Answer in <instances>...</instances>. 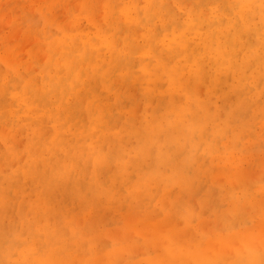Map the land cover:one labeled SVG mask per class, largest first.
Segmentation results:
<instances>
[{
  "label": "rangeland",
  "instance_id": "374dc122",
  "mask_svg": "<svg viewBox=\"0 0 264 264\" xmlns=\"http://www.w3.org/2000/svg\"><path fill=\"white\" fill-rule=\"evenodd\" d=\"M139 1H141L142 4ZM164 1V8L169 9L171 12L175 11V21L173 22V25L170 24L174 30L179 24L186 23L184 24L186 29L182 34V37L187 40L184 41L183 46H188L189 39H193V43L191 41L189 42L190 44L192 43L193 45L197 42L195 46L198 47L200 45L198 48H201L202 50L199 49V53L196 51L194 56L206 60L203 66L205 68V74L207 72L206 75L208 76L209 74V79H206L207 81H205V78L203 79L205 75L203 77L197 75L196 78L192 71V69L196 70V68L183 66L182 64L177 73L174 71L164 72L157 68V61L150 63V66L147 67L148 69H146V71L135 69L130 73L132 76L130 81H128L130 75L123 76L124 78L112 75L110 82L118 88L119 96H117L122 98V101L119 99V102H115L112 105L114 112H119L116 117H119V120L117 119L116 121L117 126L113 129L112 143L104 145L102 149H99L97 147V141L100 136L99 134H96L97 131H95L96 129L94 126V131L92 132V135H94L92 138V142L94 143L92 145L93 150L90 152V156L85 158L80 157L81 153L84 155L81 146L85 144V141L81 140L77 145L73 143L66 150L65 146H62V149L59 152H55V149L52 151L50 149L55 147L54 144L48 145L46 144V141L50 138L51 134L49 132L53 130L52 128L54 125L52 126V124L39 122L37 127L25 117H21V121L24 122L20 121L15 125L14 130L10 131L11 135L14 134L13 138L17 137L16 139H18V136H20V140L18 139L20 147L18 144H14L13 138H9V133L7 134V140L0 137V158L2 157V160L0 159V165L2 166L1 171H3H0V174H2V177L0 175V237L2 238L4 248L2 251L0 249V257L6 254L7 249H5V245H8L11 242V244H15V249L18 250L11 260L14 261L18 258L17 256H21V253L26 251L25 254L29 258L30 264H75L76 260L74 262V258L79 255V252L81 256L77 257L76 264H79V261L83 264H104L103 262L106 258L107 261H109V264H135L137 262L138 264H154L155 262L153 258L158 259V257L160 258V261L157 260L156 264L158 262V264H165L167 262V264H175L176 261L178 264H188L190 261H192L191 264H264V195H262L264 194V83L262 82L264 78V49L257 53H253L254 49H249L248 47L250 37L242 39L246 43H243L245 46L243 47L244 49L239 50L238 47L240 44L237 43L236 52L237 55H240L235 61L231 60L233 66L238 67L231 70L228 69L229 65L225 64V54L221 55L226 49L228 51L231 48V46H229L230 43L227 44L228 40L226 43H223L229 33L231 38H227L232 43V36L238 38V35L242 30L244 33L246 31L256 32L254 27H259L260 25V30L264 28V0H262L260 8L259 4L261 0H224L219 3V7H212V10L213 8L214 10L211 15L215 14L212 15L213 17L211 18L223 22L224 29H227V32H225V34L220 33L221 28L219 27L214 29V32L220 36L217 35V41L214 39L215 42H212L213 45L209 49L208 47L211 43L207 39V34L209 32L208 25H206L205 22L196 25L190 23L193 21V18H195L192 9L195 8L194 1ZM146 2L147 0H124V2L123 0H0V74H3H1L0 77H4L7 74L8 76L13 74L15 76L25 77L27 75L29 76V72L30 74H33V76H38V73L40 72L39 69H42L41 67L45 68L49 64L48 62L51 57V60L55 62L61 59V50H59L60 45L58 41L61 40L63 36L72 35L78 30V28L79 30L77 32L80 30L84 31V33L80 32L84 35L89 34V32L90 34L93 32V34H95L100 30H106L109 26L108 21L110 20V17L115 14L117 16L118 13H121L127 4L134 3V6L141 8ZM167 2L171 3L173 6L172 9L170 8V3L165 7ZM208 2H210V0H206L207 4H209ZM123 4L125 5L123 6ZM233 5H235V7ZM255 6L256 8H254ZM115 8H117L118 11H116ZM253 10H255V13L253 15H248L249 12ZM204 11H207V8H205ZM220 11L223 12L219 13ZM238 12H243V16L240 13L238 14ZM227 15L230 16L228 17ZM79 17L80 20L78 19ZM72 18H74L73 22ZM250 20L252 25L249 22ZM252 20H254V22H252ZM98 21L101 22L99 23ZM236 22L238 24H236ZM160 24V22L157 23V25ZM88 27L91 29H88ZM142 27L143 26L140 27L135 25L134 31L136 34L139 32L137 36L141 35L144 29V27L143 29ZM191 27H193V29ZM160 28L161 26L158 29ZM197 28L199 29L196 30ZM92 29L93 32H91ZM234 30H238L239 32L237 31L238 33H236ZM169 31L170 32L166 34V32H162L161 29L159 33H154L153 39H161L159 46L160 49L165 48V46L169 44L177 45L181 43L180 40H182V37L176 35L171 27ZM176 32L178 33V30H176ZM56 33L59 36H54ZM125 33V31H120L118 35L119 37H124V35H126ZM187 33H189V35ZM195 34H198V36L196 35V37ZM223 35H226V37ZM255 35L256 34L254 33V36ZM200 36L201 38H199ZM221 36L222 40L220 39ZM51 38L53 39L54 44L51 43L53 42ZM220 40L222 42H220ZM259 43H263L264 46V35L262 38L259 36ZM224 46H226V48H224ZM56 50H58V52H56ZM48 53L49 55L47 56ZM59 54L60 56H58ZM204 54H208L205 56L206 58L204 57ZM256 57L258 58L256 59ZM244 63L248 65L245 68H243ZM30 70L33 73H31ZM170 76L175 77L172 78ZM207 76L205 77L207 78ZM139 77L142 78L141 82L144 83L138 81ZM115 78L118 82L117 80H114ZM189 80L191 81V84H188V82H190ZM187 84L188 86H186ZM134 85L136 89H134ZM189 85L193 86V89L190 88ZM199 85H203L205 88V90H201V92L203 91L201 97L198 94L200 89H202ZM197 88L198 91H196ZM111 93V97H115L113 91ZM152 93L155 97L157 94V97H153ZM261 93H263V96ZM145 95L147 96L145 97ZM251 95L253 97H251ZM132 97L136 98V102L134 101L135 103L133 102ZM159 97L162 98L161 101L159 100ZM147 98H149L150 101H148L149 99ZM157 98L159 99L157 100ZM127 99L129 100L126 101ZM165 99L166 103L164 101ZM182 99L183 101H181ZM233 99L236 101L232 102ZM175 100L178 101L176 105ZM83 101V104L90 103L88 99ZM137 102H140V105ZM144 103L146 104L144 105ZM122 104L126 106L123 107ZM143 105L146 107L144 108ZM226 105L228 108H224ZM128 107L129 109H127ZM143 108L145 113L143 112ZM116 109L118 111H116ZM139 112H141V119L138 117ZM245 112L248 113L246 114ZM138 119L140 123L136 122ZM86 122L87 121H84L83 123ZM127 123L130 126H128ZM142 123H144L143 126H141ZM218 123H220V125ZM260 123H262V126H260ZM19 124L23 126L20 127ZM123 124L130 132H136L135 130L137 129V132L140 134H131L134 138L128 141L127 138L131 135L128 133L129 136L126 135L125 133L127 131H124L125 135L122 133L121 126ZM78 126H80V124ZM131 127L132 130H130ZM133 128L135 130H133ZM46 129H50L48 130L49 132H47ZM141 130L142 132H140ZM45 131L47 133L46 135H44ZM111 131L112 130L109 132ZM126 136L128 137L126 138ZM109 138L111 142V137L109 136ZM123 139H127V142L131 144H126L127 146L124 145ZM138 140L142 141L147 147L144 153L138 158L137 164L135 158L138 152ZM21 142L24 143H22L24 147L21 146ZM36 142L38 145L34 146ZM221 142L225 145L223 146ZM73 146H75V149L72 151L71 149ZM200 146L201 148H199ZM38 148L39 151L41 149L42 151L39 152L40 154H37L38 152L34 154ZM119 150L122 151V155L120 156ZM68 151H71V155L67 156V153H69ZM106 151L110 153L108 154ZM73 152L75 153L72 154ZM103 152L105 155H108L105 156L108 160H106L105 157H101L105 159V161L102 159L105 163H109H104L105 166L101 158H99V156L104 154ZM92 153H94V155ZM151 153L154 157L152 163ZM112 154L116 156V160L110 159V157L112 158L114 156ZM23 155L25 157H23ZM21 156L22 158H20ZM69 156H73V158H69ZM123 156H125L124 161ZM60 157H62L60 159L61 162L56 168V160ZM206 158L208 159L205 160ZM220 158L222 159L221 161ZM13 159L14 161L19 162L14 163ZM95 159H100L102 163L100 162V165H98V161L95 162ZM79 161H81L80 164H78ZM88 161L91 163V166ZM87 162L89 163L88 167L90 169L87 167ZM206 162L208 165L204 164ZM256 163L257 166L255 167ZM52 164L55 168L52 167ZM101 164H103V166ZM149 164L153 165L149 168ZM108 165H110L109 167L114 168L110 171H105V168H107ZM100 166H102V170L100 169ZM224 166L228 167V171L231 169L228 172L230 174L225 173L227 168ZM23 167L25 168L23 170H26L28 174L24 175V171L22 172L20 170ZM219 167L223 169H220L217 172ZM3 168L9 170L6 172ZM207 168L211 170L213 169L210 175L208 174L209 169L207 170ZM204 169L207 170V173ZM75 170H77V172H75ZM103 171H105V177L100 176L103 174ZM131 171H133V174ZM233 171H236L237 173L239 172L238 175L240 180L238 179V182L232 183V177H234L235 180L237 179L236 177H238V175H236L237 173L234 174ZM108 172L110 173L108 174ZM18 173L22 174V176L24 175V177L21 176V180L19 179L20 175H17ZM76 173L77 175L74 176ZM214 173H217L215 176L217 178L213 177ZM132 175L133 178L130 179ZM217 175L220 177L224 176L225 179H222V181L215 180L220 178ZM208 176H210V178L207 182L206 180ZM28 177H30V181L28 180ZM85 177L87 179H85ZM111 177L113 178L112 180H110ZM228 178L230 181H227ZM100 179L104 181L106 179V183L104 181L101 183ZM241 180L242 183L240 185ZM16 181L19 183H16ZM220 182L223 183V186L220 185ZM11 183L13 185L16 184V189ZM116 183L117 187L115 186ZM104 184L106 185L104 186ZM237 184L239 185L236 188ZM11 186L17 191L16 194L12 191L13 187ZM259 187L263 189L261 190ZM85 188L86 190H84ZM199 190L201 191L200 193L198 192ZM66 192L68 193L66 194ZM196 192H198V194ZM166 193L167 195H165ZM214 193L216 195H214ZM67 195L68 197H66ZM179 195L181 196L179 197ZM174 197L180 198V200L176 199L178 203L174 200ZM65 198L66 202L64 203ZM171 198H173L174 202ZM36 199H40L41 201ZM201 200L203 201L201 202ZM257 200L259 205L256 204ZM39 202H44L43 204L40 203L41 207L43 205L42 209H40ZM253 202L255 205H252ZM32 203L35 204L32 205ZM230 203L234 204L233 208L236 214L232 211L233 208H230L232 206ZM13 206L15 209H13ZM33 206H36V209H38V207L40 208L38 210L35 209L34 212V210L32 211ZM253 207L257 208L254 209ZM238 209L239 211L242 209L240 214ZM7 210L9 211L8 214ZM13 210L14 213L12 212ZM36 211H39L40 213H37ZM10 213H13L12 217L10 216ZM35 213L43 218V222L40 220L42 218L39 219V222H42V225L38 223L39 217L37 218ZM224 213L225 215H228V217L225 216ZM79 214L81 216H79ZM104 214H108L109 216ZM130 214L134 215L130 216ZM237 214L239 215L237 216ZM139 215L142 217L141 219H137L138 217L140 218ZM105 216H108V219ZM134 216H137L135 218V220L137 219L136 221L131 219L132 217L134 218ZM30 217L33 218L31 219ZM78 217H80V219H78ZM104 217L107 220L102 221V218L104 219ZM49 218L52 221L48 220ZM227 218L229 220H227ZM81 219L83 222L80 221L82 225H79L81 223H78V221ZM91 219H94V224L92 223L93 225L91 224ZM24 222H26L25 225ZM35 222L37 224H34V226L32 223ZM101 223L102 225L100 226L99 224ZM3 224H5L4 227L7 228L4 229ZM24 226L25 229H23ZM92 226L97 230L95 231L94 228L92 229ZM30 227L33 229H29ZM37 228L42 230H38ZM82 228H85V230L88 229V231L86 230L87 234L83 229V236L81 235ZM250 228H254V230H251L252 232L254 231L253 233L251 231L248 233ZM32 230H35V233L33 232L34 234L32 233ZM65 230L68 234H65ZM115 231H118V233L116 232L117 235L120 233L121 236L118 235L115 238ZM90 232L92 234H90ZM23 233H25L24 236L21 235ZM53 233L55 234L53 235ZM244 235H246L245 238L242 237V240L244 241L241 242L240 236ZM250 235L253 239H260L258 240L260 243H254L253 241L255 239L252 241V238L250 239L247 237ZM20 236L24 237L23 240L22 237L18 240ZM220 236L228 238V240L231 241L229 242L227 239H225L226 242L225 240H220L222 238ZM122 238H124L125 241ZM249 239L251 240L250 242H252L251 245L248 242ZM159 241H161V243L157 244ZM209 242L212 245H215L214 249L218 251H214ZM185 243H187L186 246ZM229 243H231V245H229ZM257 243L259 244V247ZM208 244H210L211 247H208ZM83 245L84 248L81 247ZM104 245L107 246L105 247L106 249L99 252L98 249H104V247H102ZM260 245H262L263 248H260ZM159 246H163V248H159ZM187 246L188 249L186 250ZM204 246H206L205 248L208 247L207 250L212 251V254L214 255H211V252L209 253ZM157 248L159 250H157ZM258 248L260 249L258 250ZM163 250L165 252H163ZM181 250L186 252H181ZM194 250H197V252ZM204 250L207 252H203ZM97 251L99 254L96 253ZM116 251L118 252L117 254ZM174 251L176 253H174ZM245 251L246 253H243ZM144 252L145 255H141V253ZM86 254L88 255V259L86 258ZM183 254H185V256H183ZM171 255H174V258L170 257ZM212 256L214 257L212 258ZM63 257L65 258L64 260ZM60 260H63V262L61 261L60 263ZM139 261H146L147 263H139ZM185 261L189 262L186 263Z\"/></svg>",
  "mask_w": 264,
  "mask_h": 264
},
{
  "label": "bare ground",
  "instance_id": "6f19581e",
  "mask_svg": "<svg viewBox=\"0 0 264 264\" xmlns=\"http://www.w3.org/2000/svg\"><path fill=\"white\" fill-rule=\"evenodd\" d=\"M118 1H120V0H118ZM122 1V0H121ZM126 1V0H125ZM134 1V0H133ZM143 1V0H142ZM163 1L164 0H150V1H148L147 0V2L145 3V5L143 6V7H141V8H138V7H136V6H134L133 4L135 3H133V4H127L126 5V7L121 11V13H118L117 14V16H118V18H117V16H116V14L115 15H112L111 17H110V20L108 21V23H109V26H108V28H106V30H100V31H98V32H96L95 34H93L94 32H93V29H92V31L91 32H93L92 34H90V32H89V30H88V32H89V34H81L80 32H82V33H84V31H79V32H77L78 30H79V28H78V30L76 31V32H74L72 35H65V36H63L62 38H61V40H59L58 41V43H59V45H60V49L59 50H61V59L59 60V61H52L51 59H52V57L50 58V61L48 62L49 64L44 68V67H41L42 69H39L40 70V72L38 73V76H33V74H30V72H29V76L27 75V76H25V77H20V76H15V75H13V74H10L9 76H8V74L7 75H5L4 77L2 76V77H0V137H2L3 139H6V138H8L7 137V134L9 133L10 134V131H12V130H14V127H15V125L16 124H18L21 120H22V118L23 117H25L27 120H29V121H31L33 124H34V126H37L38 127V125H39V122H42V123H47V124H52V126L54 125V127L52 128L53 130H54V133H53V130H51L50 132L48 131V130H50V129H46L47 130V132H49L51 135H50V138L46 141V144H48V145H52V144H54V148H51L50 150H54L55 149V152H59L61 149H62V146H65V150L68 148V147H70L73 143H75L76 145L78 144V143H80V141L81 140H83V141H85V144L83 145V146H81V148L83 149V154L85 155H82V153H81V155H80V157H82V158H85V157H88V156H90V152L93 150V142H92V138H93V136L94 135H92L93 133V131H94V126H95V131H97V133L96 134H99V136H100V138H98V141H97V144H98V148L99 149H102L103 148V146L104 145H107V144H109V143H112V137H113V129L115 128V126H117L116 125V121H117V119L119 120V117L118 118H116L117 116H118V113L119 112H114V110H113V107H112V105H113V103H115V102H119V99H120V101H122V98H119L118 96V94H119V92H118V88H116L111 82H110V79H111V76L113 75V76H115V77H123V76H128V75H130V73H132L135 69H142V70H140V71H146V69H148L147 67L148 66H150L149 64L150 63H152V62H154V61H157L156 62V65H157V68L159 69V70H162V71H164V72H172V71H174L175 73H177L178 71H179V69H180V66H181V64L183 65V66H190L191 68H196V70H193L192 69V71H193V75L197 78V75L198 76H200L201 75V77H203L204 75L205 76H207L206 74L208 73H206L205 74V68H204V62L206 61V60H204V58H201V57H198V56H194L195 55V53H196V51L198 52V51H200L199 49H201V48H198V47H196L195 46V44L197 43V42H195L193 45H192V43H193V39L192 40H190L189 39V41H188V46H183V44H184V41L185 40H187V39H184V37H182V34L185 32V29H186V27L184 26V24H186V23H181V24H179L177 27H175V30H174V28L171 26V25H173V22L175 21V16H174V13H175V11H173V12H171L169 9H166V8H164V4H163ZM173 1H175V0H173ZM183 1V0H182ZM192 1H194V3H195V8H192L193 9V15H194V17L196 18H193V21H191L190 23L192 24V25H196V24H202V23H206V25H208V27H209V32H208V34H207V39L209 40V42L211 43V45L208 47V49L213 45L212 44V42L214 41L215 42V40L214 39H216V41H217V33L216 32H214V29H216V28H221V31H220V33H224L225 34V32H227V29H224L225 27L223 26V22H220V21H218V20H214V19H212L211 17H213L212 15H214V14H212L211 15V13H213L212 11L214 10V8H213V10H212V7H219V3L221 2V1H224V0H210V2H208L209 4H207L206 3V0H192ZM229 1V0H228ZM239 1V0H238ZM237 1V2H238ZM258 1V0H257ZM256 1V2H257ZM123 2H124V0H123ZM128 2V1H127ZM140 3H141V1H139ZM138 2V3H139ZM165 2V1H164ZM231 2V1H230ZM234 2V1H233ZM236 2V3H237ZM130 3V2H129ZM170 2H167V4L165 5V7H167L168 6V4H169ZM239 3V2H238ZM261 3H262V0L260 1V4H259V8L261 7ZM142 4V3H141ZM226 4H228V3H226ZM252 4H254V3H252ZM251 4V5H252ZM125 4H123V6H124ZM169 5H171V3L169 4ZM221 5V4H220ZM236 5V4H235ZM235 5H233L234 7H235ZM105 6V5H104ZM118 6V5H117ZM121 7V6H120ZM172 5H171V9H172ZM224 7H225V5H224ZM205 8H207V11H204L205 10ZM254 8H256V6L254 7ZM105 9H107V8H105ZM116 9V11H118L117 10V8H115ZM122 9V8H121ZM182 9V8H181ZM218 9V8H217ZM229 9H231V8H229ZM235 9V8H234ZM240 9V8H239ZM238 9V10H239ZM191 10V9H190ZM225 10V9H224ZM115 11V12H116ZM240 11V10H239ZM263 11H264V9H263ZM216 12V11H215ZM223 11H220L219 13H222ZM236 12V11H235ZM244 12V11H243ZM242 12V13H243ZM89 13V12H88ZM216 13H218V12H216ZM227 13V12H226ZM233 13V12H232ZM240 12H238V14H239ZM242 13H240V14H242ZM255 13V10H253V11H251V12H249V14L248 15H253ZM185 14V13H184ZM183 14V15H184ZM229 14V13H228ZM237 14V15H238ZM247 14V13H246ZM182 15V16H183ZM188 15V14H187ZM217 15V14H216ZM215 15V16H216ZM221 15V14H220ZM245 15V14H244ZM257 15V14H256ZM210 16V17H209ZM228 16V15H227ZM230 16V15H229ZM228 16V17H229ZM242 16H243V14H242ZM261 17V16H260ZM103 18V17H102ZM233 18V17H232ZM244 18V17H243ZM73 19L74 18H72V22H73ZM79 20H80V17L78 18ZM217 19V18H216ZM222 19V18H221ZM235 19V18H234ZM248 19H249V17H248ZM255 19V18H254ZM257 19V18H256ZM189 20V19H188ZM102 21V20H101ZM100 21V22H101ZM185 21V20H184ZM225 21V20H224ZM246 21V20H245ZM77 22V21H76ZM99 22V21H98ZM99 22V23H100ZM158 22H160L161 24L160 25H157V23ZM188 22V21H187ZM196 22V23H195ZM232 22V21H231ZM250 22V24L252 25V23H251V20L249 21ZM252 22H254V20H252ZM80 23V22H79ZM83 23V22H82ZM102 23H104V22H102ZM228 23V22H227ZM171 24V25H170ZM188 24V23H187ZM191 24H189V25H191ZM234 24V23H233ZM236 24H238L237 22H236ZM77 25V24H76ZM135 25H138V26H143L144 27V29H143V27H142V29H143V31H142V33H141V35H138L137 36V34H139V32L136 34V32L134 31V28H135ZM168 25V26H167ZM191 25V26H192ZM242 25V24H241ZM260 25V24H259ZM84 26V25H83ZM89 26V25H88ZM161 26V28L160 29H158L159 27ZM176 26V25H175ZM188 26V25H187ZM204 26V25H203ZM202 26V27H203ZM258 26V25H257ZM261 26V25H260ZM260 26L259 27H254V29H256V32H254V31H246L245 33H244V31L242 30L240 33H239V35H238V38H236L235 36H232V43L230 42V40L227 38V37H229V38H231L230 37V33H229V35L226 37V35H223V36H225L226 37V39H225V37H224V42L223 43H226V41H227V44L228 43H230V45L229 46H231V48H230V50H228L227 51V49L225 50V52H223L221 55H223V54H225V60H226V62H225V64H228L229 66H228V69L229 70H231V69H236L237 67H235V66H233V64H232V61L231 60H233V61H235L236 59H237V57L240 55V54H238L237 55V52H236V47H237V43L238 44H240L239 45V50H241V49H244L243 47H245L244 46V44L243 43H245L242 39H245V38H247V37H250V42L248 43V47H249V49H254L253 50V53H257L258 51H260V50H262V49H264V46H263V43H259V36L262 38V36L264 35V28L263 29H261L260 30ZM105 27V26H104ZM170 27H171V29H172V31H174L175 33H176V35H178V36H181L182 37V40H180V44H177V45H172V44H169V45H167V46H165V48H163V49H160V40H155V39H153V36H154V33H159L160 31H161V29H162V32L163 31H165L166 32V34H168L170 31H169V29H170ZM206 27V26H205ZM139 28V27H138ZM192 29H193V27H191ZM200 28H201V26H200ZM233 28V27H232ZM258 28H259V30H258ZM87 29V28H86ZM88 29H91L90 27H88ZM140 29V28H139ZM138 29V30H139ZM141 29V30H142ZM199 28H197L196 30H198ZM206 29V28H205ZM234 29V28H233ZM242 29V28H241ZM251 29H253V28H251ZM96 30V29H95ZM176 30H178V33L176 32ZM202 30H204V29H202ZM239 30H240V27H239ZM62 31V30H61ZM97 31V30H96ZM120 31H125L126 33V35H124V37H119V32ZM194 31V30H193ZM206 31H208V30H206ZM236 33H238L236 30H234ZM42 32V31H41ZM40 32V33H41ZM86 32V31H85ZM141 32V31H140ZM230 32V31H229ZM232 32V31H231ZM250 32V33H249ZM43 33V32H42ZM47 33V32H46ZM45 33V34H46ZM50 33V32H49ZM63 33H64V31H63ZM254 33L256 34L255 36H254ZM188 35H189V33H187ZM203 34V33H202ZM55 35H58L57 33L56 34H54V36ZM190 35H192V34H190ZM198 36V34H195V36ZM42 36V35H41ZM45 36V35H44ZM59 36V35H58ZM61 36H62V34H61ZM121 36V35H120ZM171 36V35H170ZM196 36V37H197ZM203 36V35H202ZM218 36H220V35H218ZM51 37V36H50ZM49 37V38H50ZM190 37V36H189ZM57 38V37H56ZM55 38V39H56ZM60 38V37H59ZM157 38V37H156ZM178 38V37H177ZM186 38H188V37H186ZM191 38V37H190ZM199 38H201V36L199 37ZM198 38V39H199ZM222 38V36L220 37V39ZM252 38V39H251ZM46 39H47V37H46ZM54 39V40H55ZM198 39H195V40H198ZM49 40V39H48ZM51 40L53 41V39L51 38ZM57 40V39H56ZM55 40V41H56ZM164 40V39H163ZM162 40V41H163ZM177 40V39H176ZM201 40V39H200ZM222 40V39H221ZM220 40V42H222ZM192 41V43L190 44L189 42H191ZM203 41V40H202ZM242 41V42H241ZM45 42V41H44ZM47 42H49V41H47ZM241 42V43H240ZM248 42V41H247ZM46 43V42H45ZM52 44H54V41L53 42H51ZM50 43V44H51ZM201 43V42H200ZM203 43V42H202ZM219 44H221V43H219ZM246 44V43H245ZM48 45H49V43H48ZM198 45V44H197ZM224 45V44H223ZM227 46V45H226ZM226 46H224V48H226ZM222 48V47H221ZM223 48V49H224ZM54 49V48H53ZM206 49V48H205ZM202 50V49H201ZM53 51V50H52ZM55 51V50H54ZM56 52H58V50H56ZM56 52H55V54H56ZM199 53V52H198ZM239 53V52H238ZM49 55V53L47 54V56ZM52 55V54H51ZM206 55H208V54H204V57L206 56ZM58 56H60V54L58 55ZM200 56V55H199ZM55 57V56H54ZM57 58V57H56ZM206 58V57H205ZM258 57H256V59H257ZM54 60V59H53ZM211 60V59H210ZM259 60V59H258ZM219 62V61H218ZM210 63H211V61H210ZM210 63H208V64H210ZM260 65V64H259ZM155 66V65H154ZM248 65L246 64V63H244V65H243V68H245V67H247ZM213 67V66H212ZM152 68H153V66H152ZM207 68H208V65H207ZM258 68V67H257ZM20 69V68H19ZM184 69V68H183ZM151 70H153V69H151ZM21 71H23V70H21ZM31 71V70H30ZM183 71H185V70H183ZM207 71V70H206ZM0 72H1V69H0ZM2 72H3V69H2ZM14 72V71H13ZM186 72V71H185ZM247 72V71H246ZM15 73V72H14ZM26 73V72H25ZM31 73H33L32 71H31ZM2 74V73H1ZM0 74V75H1ZM140 74V73H139ZM186 74V73H185ZM254 74V73H253ZM3 75V74H2ZM20 75H22V74H20ZM136 75V74H135ZM141 75V74H140ZM171 75V74H170ZM138 76V75H137ZM142 76V75H141ZM176 76V75H175ZM175 76H170V77H175ZM187 76V75H186ZM190 76V75H189ZM188 76V77H189ZM203 77V79L205 80V81H207L206 79H209V74H208V76H207V78L206 77ZM229 77V76H228ZM247 77V76H246ZM124 78V77H123ZM135 78V77H134ZM146 78H147V74H146ZM184 78V77H183ZM132 79V76L130 75V77H129V79H128V81H130ZM162 79H163V76H162ZM167 79V78H166ZM165 79V80H166ZM221 79V78H220ZM114 80H117L116 78L114 79ZM114 80H113V82H114ZM141 80H142V78H140L139 77V79H138V81L139 82H141ZM181 80V79H180ZM260 80H262V79H260ZM259 80V81H260ZM134 81V80H133ZM190 81V80H189ZM203 81V80H202ZM205 81H203V82H205ZM117 82H118V80H117ZM117 82H116V84H117ZM162 82V81H161ZM160 82V83H161ZM263 83H264V78H263V81H262ZM134 83V82H133ZM141 83H144V82H141ZM146 83V82H145ZM163 83V82H162ZM165 83H166V81H165ZM191 84V81L190 82H188V84ZM207 83V82H206ZM205 83V84H206ZM253 83V82H252ZM188 84L186 85V86H188ZM152 85V84H151ZM160 85V84H159ZM164 85V84H163ZM162 85V86H163ZM203 85H204V83H203ZM203 85L202 86H200L202 89H200L199 88V86H198V88L200 89V91H199V93L198 92H196V93H198L199 95H200V97H201V95H202V92H201V90H205V88L203 87ZM141 86V85H140ZM150 86V85H149ZM165 86V85H164ZM259 86V85H258ZM134 87H135V85H134ZM133 87V88H134ZM189 87L190 88H192L193 89V86H190L189 85ZM142 88V87H141ZM159 88V87H158ZM162 88V87H161ZM168 88V87H167ZM189 88V89H190ZM198 88H197V90L196 91H198ZM222 88V87H221ZM221 88H219V89H221ZM120 89H122V88H120ZM134 89H136V87L134 88ZM145 89V88H144ZM143 89V90H144ZM183 89V88H182ZM146 90V89H145ZM188 90V89H187ZM186 90V91H187ZM191 90V89H190ZM113 91V95L115 96V97H111V95H112V92ZM184 91V90H183ZM219 91V90H218ZM157 92V91H156ZM166 92V91H165ZM201 92V93H200ZM252 92V91H251ZM139 93H141V92H139ZM160 93V92H159ZM188 93V92H187ZM134 94V93H133ZM147 94V93H146ZM262 94V96H263V93H261ZM118 95V96H117ZM150 95V94H149ZM152 95H153V93H152ZM147 95H145V97H146ZM159 96V95H158ZM177 96V95H176ZM250 96V95H249ZM262 96H261V98H262ZM153 97H155L154 95H153ZM156 97H157V94H156ZM155 97V98H156ZM181 97V96H180ZM234 97V96H233ZM251 97H253L252 95H251ZM133 98V97H132ZM150 98V97H149ZM149 98H147V99H149ZM152 98V97H151ZM160 98V99H159ZM159 98H157V100L159 99L160 101L162 100V98L161 97H159ZM166 98V97H165ZM179 98V97H178ZM250 98V97H249ZM85 99H88L89 100V104H83V100H85ZM136 98L134 97L133 98V102L135 101L136 102V100H135ZM176 99V98H175ZM226 99V98H225ZM224 99V100H225ZM129 99H127L126 101H128ZM177 100V99H176ZM175 100V105H176V103L178 102V101H176ZM180 100V99H179ZM111 101V102H110ZM147 101V100H146ZM148 101H150V99L148 100ZM165 101V103H166V99L164 100ZM181 101H183V99L181 100ZM230 101V100H229ZM234 101H236V100H234L233 99V101L232 102H234ZM109 102H110V104H109ZM134 102V103H135ZM153 102V101H152ZM219 102V101H218ZM231 102V103H232ZM240 102V101H239ZM126 103V102H125ZM133 103V104H134ZM138 104L140 103V102H137ZM220 103V102H219ZM146 103H144V105H145ZM150 104V103H149ZM228 104V103H227ZM233 104V103H232ZM130 105V104H129ZM135 105V104H134ZM140 105V104H139ZM143 105V106H144ZM151 105V104H150ZM163 105V104H162ZM253 105V104H252ZM122 106L123 107H125L123 104H122ZM158 106V105H157ZM159 106H161V105H159ZM220 106H221V104H220ZM117 107V106H116ZM133 107V106H132ZM146 106H144V108H145ZM227 107V105L224 107V108H226ZM232 107H233V105H232ZM251 107V106H250ZM250 107H249V109H250ZM139 108V107H138ZM137 108V109H138ZM144 108H143V112L145 111L144 110ZM158 108V107H157ZM160 108H162V107H160ZM163 108H164V106H163ZM182 108V107H181ZM228 108V107H227ZM127 109H129V107L127 108ZM130 109H132V108H130ZM141 109V108H140ZM149 109H150V107H149ZM149 109H147V110H149ZM210 109H212V108H210ZM122 110V109H121ZM126 110V109H125ZM160 110V109H159ZM161 110H163V109H161ZM169 110V109H168ZM167 110V111H168ZM182 110V109H181ZM227 110V109H226ZM116 111H118L117 109H116ZM157 111V110H156ZM125 112V111H124ZM138 112V111H137ZM137 112H136V114H137ZM148 112V111H147ZM158 112V111H157ZM166 112V111H165ZM249 112V111H248ZM247 112V113H248ZM140 113L141 112H139V114H138V117L140 118L141 116H140ZM145 113V112H144ZM179 113V112H178ZM246 113V112H245ZM246 113V114H247ZM131 114V113H130ZM135 114V115H136ZM128 115H129V113H128ZM142 115V114H141ZM130 116V115H129ZM143 116V115H142ZM22 117V118H21ZM137 117V118H138ZM121 118H122V116H121ZM135 118V117H134ZM163 118H164V116H163ZM162 118V119H163ZM141 119V118H140ZM137 120V119H136ZM142 120H143V118H142ZM141 120V121H142ZM153 120V119H152ZM257 120V119H256ZM84 121H87L86 123H83ZM151 121V120H150ZM154 121V120H153ZM21 122H24V121H21ZM129 122V121H128ZM131 122V121H130ZM136 122H139V119H138V121H136ZM143 122V121H142ZM260 122V121H259ZM27 123V122H26ZM134 123V122H133ZM140 123V122H139ZM145 123V122H144ZM144 123H142L141 124V126H143V124ZM152 123H154V122H152ZM28 124V123H27ZM26 124V125H27ZM80 124V126H78ZM125 124V123H124ZM122 125L121 126V129H122V133L124 134V131H127L125 134L126 135H133V134H137L138 135V133L139 132H137V129L135 130L134 128H133V130H135L136 132H130L129 131V129H127V127L125 126V125ZM219 125H220V123H218ZM20 125V124H19ZM32 125V124H31ZM127 125H128V123H127ZM135 125H136V123H135ZM134 125V126H135ZM139 125V124H138ZM23 125H20V127H22ZM41 126V125H40ZM44 126V125H43ZM128 126H130V125H128ZM260 126H262V123H260ZM47 127V126H46ZM252 127V126H251ZM43 128V127H42ZM130 128V127H129ZM137 128V127H136ZM16 129H18V128H16ZM116 129H118V128H116ZM7 130H9V131H7ZM26 130H28V129H26ZM110 130H112L111 132H109ZM119 130V129H118ZM130 130H132V127H131V129ZM139 130V129H138ZM235 130V129H234ZM263 130V129H262ZM7 133H6V132ZM20 131H21V129H20ZM29 131V130H28ZM121 131V130H120ZM16 132V131H15ZM140 132H142V130L140 131ZM229 132V131H228ZM251 132V131H250ZM14 133V132H13ZM12 133V134H13ZM20 133V132H19ZM23 133H24V131H23ZM45 134L44 135H46L47 133H46V131L44 132ZM48 133V134H49ZM128 133V134H127ZM17 134V133H16ZM25 134V133H24ZM95 134V135H96ZM124 134V135H125ZM140 134V133H139ZM142 134H144V133H142ZM3 135H5V136H3ZM14 135V134H13ZM13 135H11L10 134V136H9V138L10 139H12L14 136ZM43 135V136H44ZM123 135V136H124ZM128 135V136H129ZM130 136L129 138H127L128 136H126V138L128 139V141H130L132 138H134V136ZM228 135V134H227ZM16 136H18V135H16ZM24 136V135H23ZM42 136V137H43ZM68 136V137H67ZM98 136V137H99ZM109 136L111 137V142H110V138H109ZM156 136V135H155ZM20 136H18V139L20 140V138H19ZM22 137V136H21ZM161 137V136H160ZM243 137H245V136H243ZM17 138V137H16ZM16 138H13L14 140H13V142H14V144H18L19 143V140L18 139H16ZM137 138H138V136H137ZM10 139H9V143H10ZM21 139H23V138H21ZM34 139V138H33ZM45 139V138H44ZM127 139L126 140H124V145H126V144H131V143H129V142H127ZM158 139V138H157ZM7 140V139H6ZM18 140V141H17ZM17 141V142H16ZM22 141H24V140H22ZM139 141V143H138V152H137V154H136V161H137V164H138V158L144 153V151L146 150V147L147 146H145L143 143H142V141H140V140H138ZM219 141V140H218ZM121 142H122V140H121ZM127 142V143H126ZM4 143V142H3ZM23 142H21V146H23L24 147V143L22 144ZM123 143V142H122ZM134 143V142H133ZM222 143V142H221ZM225 143V142H224ZM13 144V143H12ZM20 144V143H19ZM18 144V146L20 147V145ZM155 144V143H154ZM223 144V143H222ZM1 145V144H0ZM5 145V144H4ZM35 145H38L37 144V142L34 144V146ZM162 145V144H161ZM225 144H223V146H224ZM227 145H228V143H227ZM39 146H41V145H39ZM127 146V145H126ZM1 147V146H0ZM16 147H17V145H16ZM16 147H14V148H16ZM32 147V146H31ZM52 147V146H51ZM106 147V146H105ZM152 148H153V146H152ZM185 148V147H184ZM199 148H201V146L199 147ZM262 148V147H261ZM2 149V148H1ZM21 149V148H20ZM31 149H33V148H31ZM75 149V146H73L72 147V151ZM163 149V148H162ZM219 149V148H218ZM17 150V149H16ZM30 150V149H29ZM35 150V149H34ZM33 150V151H34ZM37 151H35L34 152V154H36V152H38L37 154H40L39 152L40 151H42V149L39 151V148L38 149H36ZM50 150H49V152H50ZM64 150V151H65ZM96 150V149H95ZM114 150V149H113ZM113 150H111V151H113ZM199 150V149H198ZM197 150V151H198ZM109 151V150H108ZM19 152V151H18ZM45 152V151H44ZM43 152V153H44ZM48 152V153H49ZM69 152V151H68ZM71 152V151H70ZM67 153V156L68 155H71V153ZM98 152H99V150H98ZM107 152V151H106ZM121 150H119V156L120 155H122L121 154ZM131 152V151H130ZM153 152V151H152ZM220 152V151H219ZM23 153H24V151H23ZM30 153V152H29ZM33 153V152H32ZM42 153V154H43ZM54 153V152H53ZM52 153V154H53ZM75 152H73L72 154H74ZM104 153V152H103ZM108 153V152H107ZM106 153V154H107ZM110 153V152H109ZM108 153V154H109ZM238 153V152H237ZM25 154V153H24ZM47 154V153H46ZM61 154V153H60ZM60 154H58V155H60ZM93 155H94V153H92ZM221 154H222V152H221ZM233 154V153H232ZM19 155V154H18ZM17 155V156H18ZM48 155V154H47ZM56 155H57V153H56ZM112 155H114V154H112ZM151 155H152V153H151ZM99 156V155H98ZM105 156H108V155H105V153L104 154H102V156H99V158H101V157H105ZM179 156V155H178ZM199 156H201V155H199ZM23 157H25L24 155H23ZM124 157V159H123V161L125 160V156H123ZM152 158H151V163L153 162V159H154V157H153V155L151 156ZM2 158V157H1ZM0 158V159H1ZM20 158H22V156L20 157ZM20 158H19V160H20ZM51 158V157H50ZM54 158V157H53ZM62 157H60V158H57V160H56V168L58 167V165L60 164V162H61V159ZM69 158H73V156H69ZM96 158V157H95ZM98 158V157H97ZM236 158V157H235ZM9 159V158H8ZM104 160L105 161V159L106 160H108L106 157H105V159L104 158H101V160ZM110 159H114V160H116V156L114 155L112 158L110 157ZM134 159V160H135ZM197 159V158H196ZM199 159H200V157H199ZM208 158H206L205 160H207ZM215 159V158H214ZM2 160V159H1ZM23 160V159H22ZM22 160H21V162H22ZM47 160H49V159H47ZM50 160H52V159H50ZM89 160V159H88ZM100 159H95V162H97V164L98 165H100V162H101V160L99 161ZM102 160V162H103V164L105 163L104 161ZM113 160V161H114ZM222 159L220 158V161H221ZM74 161V160H73ZM90 161V160H89ZM88 161V162H89ZM94 161V160H93ZM9 162V161H8ZM12 162V161H11ZM13 162L15 163V162H19V161H14V159H13ZM12 162V163H13ZM28 162V161H27ZM78 162V161H77ZM80 162L81 161H79V163L78 164H80ZM87 162V167H88V165H89V163L91 162H89L88 163ZM101 162V163H102ZM188 162V161H187ZM107 163V162H106ZM105 163V164H106ZM133 163H134V161H133ZM219 163H221V162H219ZM253 163H254V161H253ZM7 164H9V163H7ZM17 164V163H16ZM15 164V165H16ZM19 164V163H18ZM75 164V163H74ZM73 164V165H74ZM103 164H101L102 166H103ZM105 164H104V166H105ZM107 164H109V163H107ZM204 164H207V162L206 163H204ZM260 164H261V162H260ZM97 165V166H98ZM148 165V164H147ZM153 164H149V168H150V166H152ZM174 165V164H173ZM208 165V164H207ZM207 165H206V167H207ZM251 165H253V164H251ZM6 166V165H5ZM10 166V165H9ZM8 166V167H9ZM12 166V165H11ZM37 166H38V164H37ZM36 166V167H37ZM40 166V165H39ZM75 166V165H74ZM90 166H91V163H90ZM102 166H100V169H101V167ZM110 165H108V170H107V168H105V171H110V170H112L114 167H109ZM144 166V165H143ZM257 166V163H256V165H255V167ZM2 166L0 165V171L2 170V168H1ZM27 167V166H26ZM52 167H54V165L52 164ZM54 167V168H55ZM205 167V166H204ZM205 167V168H206ZM209 167V166H208ZM224 167H226V166H224ZM6 168H7V166H6ZM6 168H3V170H5ZM11 168H13V167H11ZM89 168V167H88ZM87 168V169H88ZM98 168V167H97ZM145 168V167H144ZM144 168H142V169H144ZM182 168V167H181ZM209 168H211V167H209ZM209 168H207V170L209 169ZM214 168V167H213ZM227 169V171L225 172V173H228L231 169H229V171H228V167H226ZM232 168V167H231ZM18 169V168H17ZM20 169V168H19ZM23 169H25L24 167L23 168H21L20 170L23 172V173H25L24 175H26V174H28V172L26 171V170H23ZM73 169H74V167H73ZM76 169V168H75ZM90 169V168H89ZM89 169H88V171H89ZM129 169V168H128ZM220 169H223V168H221V167H219V169H217V172H218V170H220ZM257 169V168H256ZM9 170V169H8ZM8 170H5L6 172L8 171ZM83 170V169H82ZM98 170V169H97ZM96 170V171H97ZM102 170V169H101ZM149 170V169H148ZM205 171H206V173H207V170L206 169H204ZM211 169H209V175L212 173V170L210 171ZM20 171V172H21ZM26 171V172H25ZM52 171V170H51ZM73 171V170H72ZM80 171V170H79ZM105 171H103V174L102 173H100V174H102V175H100V176H104L105 175ZM114 171V170H113ZM168 171V170H167ZM1 172H3V171H1ZM29 172H30V170H29ZM75 172H77V170H75ZM132 172V174H133V171H131ZM219 172H221V171H219ZM234 172V174H236L237 172L236 171H233ZM35 173V172H34ZM45 173H47V172H45ZM71 173V172H70ZM86 173V172H85ZM98 173V172H97ZM110 172H108V174H109ZM239 173V172H238ZM238 173L236 174V175H238ZM72 174V173H71ZM80 174V173H79ZM207 174V175H208ZM216 174L217 173H214V175H213V177H215L216 176ZM228 174H230V173H228ZM233 174V175H234ZM1 175V177H2V174H0ZM17 175H20V177H19V179L20 178H22V177H24V175L22 176V174H17ZM77 175V173L74 175V176H76ZM85 175V174H84ZM22 176V177H21ZM33 176V175H32ZM99 176V177H100ZM106 176V175H105ZM104 176V177H105ZM218 176V175H217ZM235 176V175H234ZM0 177V178H1ZM218 177H220V176H218ZM223 177V178H222ZM222 177H220V178H218V179H215V180H221L222 181V179L224 180L225 179V177L224 176H222ZM238 177H239V175H238ZM238 177H236L237 179L235 180L234 179V177H232L233 179H231L232 180V183L233 182H238V179L240 180V177L238 178ZM244 177V176H243ZM29 178L30 177H28V180H29ZM75 178V177H74ZM103 178V177H102ZM131 178H133V175H132V177H130V179ZM210 178V176H208L207 177V182H208V179ZM215 178H217V177H215ZM231 178V177H230ZM242 178V177H241ZM85 179H87L86 177H85ZM99 179V178H98ZM113 178L111 177V179L110 180H112ZM18 180V179H17ZM21 180V179H20ZM20 180H18V181H20ZM31 180V179H30ZM29 180V181H30ZM71 180V179H70ZM101 180V179H100ZM99 180V181H100ZM235 180V181H234ZM247 180V179H246ZM80 181V180H79ZM102 181H104V180H101V183H102ZM105 181H106V179H105ZM104 181V182H105ZM227 181H230L229 180V178H228V180ZM226 181V182H227ZM245 181V180H244ZM73 182V181H72ZM98 182V181H97ZM219 182V181H218ZM16 183H19V182H17L16 181ZM34 183V182H33ZM100 183V184H101ZM106 183V182H105ZM108 183V182H107ZM206 183V182H205ZM231 183V184H232ZM241 183H242V180L240 181V185H241ZM244 183V182H243ZM15 184V183H14ZM22 184V183H21ZM23 184H24V182H23ZM28 184H29V182H28ZM84 184V183H83ZM83 184H81V185H83ZM209 184V183H208ZM219 184V183H218ZM223 183H221L220 182V185H222ZM247 184H248V181H247ZM246 184V185H247ZM5 185V184H4ZM11 185H13L12 183H11ZM16 185V184H15ZM15 185H13L14 187H15ZM69 185V184H68ZM68 185H67V188H68ZM103 185V184H102ZM106 184H104V186H105ZM117 185V183L115 184V186ZM207 185V184H206ZM239 184H237L236 185V188H237V186H238ZM13 186H11V187H13ZM23 186V185H22ZM205 186V185H204ZM203 186V187H204ZM223 186V185H222ZM264 186V185H263ZM262 186V187H263ZM14 187H13V190L12 191H14L15 192V194H16V190H14ZM117 187V186H116ZM87 188V187H86ZM86 188L84 189V190H86ZM105 188V187H104ZM201 188V187H200ZM205 188V187H204ZM225 188H226V186H225ZM234 188H235V186H234ZM240 188V187H239ZM261 190L263 189V188H261V187H259ZM258 188V189H259ZM12 189V188H11ZM15 189H16V187H15ZM175 189V188H174ZM173 189V190H174ZM213 189V188H212ZM19 190V189H18ZM28 190V189H27ZM80 190V189H79ZM120 190H121V188H120ZM83 191V190H82ZM149 191V190H148ZM13 192V193H14ZM157 192V191H156ZM155 192V193H156ZM171 192V191H170ZM199 193L201 192L200 190L198 191ZM198 192H196L197 194H198ZM213 192H215V191H213ZM223 192V191H222ZM230 192V191H229ZM68 192H66V194H67ZM178 193V192H177ZM176 193V194H177ZM216 193V192H215ZM214 193V195H216ZM228 193V192H227ZM11 194V193H10ZM14 194V195H15ZM83 194V193H82ZM139 194V193H138ZM160 194V193H159ZM158 194V195H159ZM179 194V193H178ZM156 195H157V193H156ZM165 195H167V193L165 194ZM164 195V196H165ZM169 195H170V193H169ZM168 195V196H169ZM255 195V194H254ZM262 195H264V194H262ZM64 196V195H63ZM181 195H179V197H180ZM193 196V195H192ZM19 197V196H18ZM57 197H58V195H57ZM66 197H68V195L66 196ZM119 197H120V195H119ZM154 197H156V196H154ZM177 197V196H176ZM183 197H185V196H183ZM46 198V197H45ZM121 198V197H120ZM119 198V199H120ZM126 198V197H125ZM191 198H193V197H191ZM41 199V198H40ZM40 199H36V200H38V201H41ZM122 199V198H121ZM154 199V198H153ZM172 199V201L174 202V200H180V198H175L174 197V200H173V198H171ZM202 199V198H201ZM255 199V198H254ZM44 200V199H43ZM128 200V199H127ZM145 200V199H144ZM176 200V201H177ZM67 201H68V199H67ZM116 201V200H115ZM193 201V200H192ZM203 200H201V202H202ZM66 202V198L64 199V203ZM117 202V201H116ZM36 203H38V202H36ZM40 203H42V202H39V205H40ZM44 203V202H43ZM42 203V204H43ZM68 203V202H67ZM127 203V202H126ZM177 203H178V201H177ZM234 203V202H233ZM231 204L230 203V205H232L230 208H233V205L234 204ZM11 204V203H10ZM33 204H35V203H32V205ZM60 204H61V201H60ZM75 204V203H74ZM256 204L257 205H259V203H258V200H257V202H256ZM45 205V204H44ZM69 205V204H68ZM121 205V204H120ZM229 205V206H230ZM252 205H255V203L253 202L252 203ZM15 206V205H14ZM13 206V207H14ZM56 206V205H55ZM70 206V205H69ZM91 206V205H90ZM124 206V205H123ZM23 207H25V206H23ZM36 207V206H35ZM34 206H33V209H32V211L34 210V212H35V208ZM40 207H41V205H40ZM40 207H38V209L40 208ZM42 207H43V205H42ZM42 207L40 208V209H42ZM195 207V206H194ZM243 208V207H242ZM254 208V207H253ZM257 207H255L254 209H256ZM13 209H15V207L13 208ZM25 209V208H24ZM38 209H36V210H38ZM76 209V208H75ZM195 209H196V207H195ZM229 209V208H228ZM253 209V210H254ZM242 209H240V211H239V209H238V212H239V214H240V212H242L241 211ZM8 211V210H7ZM24 211V210H23ZM118 211V210H117ZM233 212H234V208H233V210H232ZM232 211H231V213H232ZM13 213H14V210L12 211ZM30 212V211H29ZM37 212V211H36ZM204 212V211H203ZM9 213V211L7 212V214ZM13 213H10V216L12 217V214ZM37 213H40L39 211L37 212ZM139 213V212H138ZM235 213V212H234ZM233 213V214H234ZM36 214V213H35ZM45 214V213H44ZM47 214V213H46ZM110 214V213H109ZM137 214V213H136ZM135 214V215H136ZM207 214V213H206ZM236 214V213H235ZM239 214H237V216L239 215ZM243 214V213H242ZM29 215H31V214H29ZM37 215V214H36ZM42 215V214H41ZM40 215V216H41ZM68 215V214H67ZM104 215H108V214H104ZM103 215V216H104ZM134 215V214H133ZM133 215H131L130 214V216H133ZM142 215V214H141ZM202 215H204V214H202ZM224 215H225V213H224ZM246 215V214H245ZM33 216H34V213H33ZM45 216H47V215H45ZM79 216H81L80 214H79ZM109 216V215H108ZM108 216H105L106 218L108 217ZM138 216V215H137ZM137 216H134V218L132 217L131 219H134L135 220V218L137 217ZM140 216V215H139ZM225 216H227L228 217V215H225ZM27 217H28V214H27ZM37 218L39 217V215H37L36 216ZM68 217V216H67ZM82 217H83V215H82ZM81 217V218H82ZM105 217H104V219L102 218V221H104V220H107V219H105ZM10 218V217H9ZM8 218V219H9ZM31 218V217H30ZM33 218V217H32ZM31 218V219H32ZM40 218H42V217H39L38 218V223H40L39 221L40 220H42V222H43V218L42 219H40ZM142 217L140 216V218L138 217L137 219H141ZM221 218V217H220ZM236 218V217H235ZM8 219H5V220H8ZM14 219L16 220V218L14 217ZM40 219V220H39ZM78 219H80V217H78ZM136 219V220H137ZM229 219H230V217H229ZM228 218H227V220H229ZM30 220V219H29ZM48 220H50V221H52L50 218L48 219ZM92 220V219H91ZM94 220V219H93ZM91 221V224L93 223L94 224V221ZM135 220V221H136ZM26 221V220H25ZM80 221H82L83 222V220L81 219V220H79L78 221V223H81ZM42 222L40 223L41 225H42ZM3 223H4V221H3ZM6 223V222H5ZM25 223L26 222H24V225H25ZM99 223H100V221H99ZM130 223H131V220H130ZM11 224V223H10ZM33 225L34 224H37L36 222L35 223H32ZM31 224V225H32ZM51 224V223H50ZM92 224V225H93ZM15 225V224H14ZM19 225V224H18ZM18 225H17V227H18ZM79 225H82V223L81 224H79ZM97 225V224H96ZM95 225V226H96ZM100 226L102 225V223L101 224H99ZM98 225V226H99ZM110 225V224H109ZM138 225V224H137ZM5 226V224H3V228L5 229V228H7V227H4ZM11 226V225H10ZM9 226V227H10ZM35 226V225H34ZM33 226V227H34ZM39 227V226H38ZM82 227V226H81ZM97 227V226H96ZM139 227V226H138ZM14 228V227H13ZM32 227H30L29 229H31ZM35 228V227H34ZM94 228V230H95V227H93L92 226V229ZM100 228V227H99ZM98 228V229H99ZM10 229V228H9ZM18 229V228H17ZM23 229H25V226L23 227ZM33 229V228H32ZM38 230L40 229V228H37ZM81 229V228H80ZM83 229L85 230V228H82V232H81V235L83 236ZM3 230V229H2ZM7 230V229H6ZM40 230H42V229H40ZM87 231H88V229H86ZM85 230V232H86V234H87V231ZM97 230V229H96ZM95 230V231H96ZM109 230V229H108ZM248 230V229H247ZM247 230H246V232H247ZM251 230H254V228L252 229V228H250L249 229V231H248V233L251 231ZM10 231V230H9ZM35 230H32V233L34 232ZM91 231H93V230H91ZM242 231H243V229H242ZM6 232V231H5ZM24 232L26 233V231L24 230ZM50 232V231H49ZM65 232V234H68V232L65 230L64 231ZM67 232V233H66ZM118 233V231H115V233H114V237L116 238L118 235H120L121 236V234L119 233L118 235H117V233ZM121 233H123L122 231H120ZM130 232V231H129ZM244 232V231H243ZM252 232V231H251ZM254 232V231H253ZM252 232V233H253ZM25 233H23V234H21V235H25ZM31 233V232H30ZM35 233V232H34ZM33 233V234H34ZM94 233H96V232H94ZM247 233V234H248ZM5 234V233H4ZM41 234V233H40ZM49 234V233H48ZM55 233H53V235H54ZM90 234H92L91 232H90ZM90 234H88V235H90ZM111 234V233H110ZM116 234V235H115ZM244 234V233H243ZM246 234V235H247ZM96 235V234H95ZM246 235H244V236H240V238H241V242H243L244 240H242L243 238L242 237H244L245 238V236ZM7 236V235H6ZM5 236V237H6ZM23 236H20V238L18 239V240H20L21 239V237H22V240H23ZM119 236V237H120ZM251 236V235H250ZM250 236H247V237H249L250 239L252 238V236L250 237ZM38 237V236H37ZM41 237V236H40ZM124 237V236H123ZM220 237H222L220 240H225V239H227L228 240V238H225V237H223V236H220ZM34 238V237H33ZM78 238V237H77ZM113 238V237H112ZM125 238V237H124ZM124 238H122L123 240H124ZM249 239V243H250V245L252 244V242H250L251 240ZM255 239V240H254ZM252 238V241L255 243V242H258V243H260V241H258V240H260V239H256V238ZM14 240V239H13ZM17 240V241H18ZM21 240V241H22ZM257 240V241H256ZM84 241H86V240H84ZM125 241V240H124ZM123 241V242H124ZM203 241V240H202ZM201 241V242H202ZM229 242L231 241V240H228ZM200 242V243H201ZM221 242V241H220ZM225 242H226V240H225ZM262 242V241H261ZM84 243V242H83ZM161 243V241H159V243H157V244H160ZM199 243V244H200ZM210 243V242H209ZM246 243V242H245ZM257 243V244H258ZM19 244V243H18ZM184 244V243H183ZM196 244V243H195ZM207 244V243H206ZM211 244V243H210ZM210 244H208L209 246L208 247H211V245ZM216 244V243H215ZM219 244H221V243H219ZM21 245V244H20ZM32 245V244H31ZM30 245V246H31ZM85 245V244H84ZM84 245L83 246H81V247H83L84 248ZM172 245V244H171ZM170 245V246H171ZM187 245V243H185V246ZM201 245V244H200ZM199 245V246H200ZM223 245H225V244H223ZM229 245H231V243H229ZM247 245V244H246ZM263 245V244H262ZM262 245H260V248L262 247L263 248V246ZM86 246V245H85ZM98 246V245H97ZM135 246V245H134ZM134 246H133V248H134ZM158 246V245H157ZM173 246V245H172ZM207 246V245H206ZM206 246H204V248L206 247ZM214 246L215 245H212V247L211 248H213L214 249ZM237 246V245H236ZM242 246V245H241ZM245 246V245H244ZM102 247H104V249L103 248H101V249H98V251L99 252H102V251H104L106 248L105 247H107L106 245H104V246H102ZM163 248V246H159V248ZM196 247H197V245H196ZM207 247V248H208ZM227 247V246H226ZM252 247V246H251ZM258 247H259V244H258ZM16 248V246H15V244L13 243V244H11V242L8 244V245H5V249H7L6 250V254L4 255V256H2V257H0V264H30V262H29V258L27 257V255L25 254V252L26 251H23L21 254V256L19 255V256H17L18 258L17 259H15L14 261H12L11 260V258L13 257V256H15V254L18 252V250L17 249H15ZM82 248V249H83ZM99 248V247H98ZM131 248V247H130ZM190 248V247H189ZM203 248V247H202ZM207 248H205L206 250H207ZM224 248V247H223ZM260 248H258V250L260 249ZM0 249H1V251L2 250H4V248H3V241H2V238L0 237ZM39 249V248H38ZM188 249V246L186 247V250ZM195 249H197V248H195ZM222 249V248H221ZM243 249H244V247H243ZM78 250V249H77ZM96 250V249H95ZM101 250V251H100ZM157 250H159L158 248H157ZM161 250V249H160ZM206 250H204L203 252H205ZM211 250V249H210ZM0 251V252H1ZM96 252V253H98L99 254V252ZM118 251V250H117ZM116 251V254L118 253ZM162 251V250H161ZM183 250H181V252H182ZM194 251H196L197 252V250H194ZM208 251V250H207ZM206 251V252H207ZM214 251H218V250H216V249H214ZM240 251H241V249H240ZM243 251V250H242ZM77 252V251H76ZM155 252V251H154ZM157 252V251H156ZM163 252H165L164 250H163ZM184 252V251H183ZM186 252V251H185ZM184 252V253H185ZM195 252V253H196ZM209 253L211 252V255H214V254H212L213 252L212 251H208ZM260 252V251H259ZM174 253H176L175 251H174ZM243 253H246V251L245 252H243ZM62 254V253H61ZM79 255V257L81 256V254H80V252L78 253ZM145 255V252L144 253H141V255ZM182 254V253H181ZM190 254H192V253H190ZM201 254V253H200ZM205 254V253H204ZM203 254V255H204ZM87 255V254H86ZM85 255V256H86ZM140 255V256H141ZM195 255V254H194ZM202 255V256H203ZM78 256H76L75 258H74V262H75V260H76V262H77V257ZM116 256V255H115ZM163 256V255H162ZM183 256H185V254H183ZM193 256V255H192ZM201 256V255H200ZM205 256V255H204ZM209 256V255H208ZM43 257H44V255H43ZM42 257V258H43ZM170 257H173L174 258V255L172 256H170ZM194 257V256H193ZM193 257H191V258H193ZM214 256H212V258H213ZM15 258V257H14ZM51 258V257H50ZM87 259H88V255H87V257H86ZM85 258V259H86ZM106 258V257H105ZM172 258V259H173ZM178 258V257H177ZM176 258V259H177ZM211 258V259H212ZM65 258L63 257V260H64ZM84 259V258H83ZM82 259V261L84 262V260ZM101 259V258H100ZM104 259V258H103ZM111 259H112V257H111ZM186 259H188V258H186ZM63 260H60V263H61V261L63 262ZM79 260H81V259H79ZM110 260V259H109ZM113 260V259H112ZM142 260V259H141ZM153 260H154V264H156V261L157 260H159L160 261V258L158 257V259H154L153 258ZM165 260V259H164ZM166 260H167V257H166ZM174 260V259H173ZM183 260H184V257H183ZM189 260V259H188ZM191 260V259H190ZM193 260V259H192ZM57 261V260H56ZM67 261V260H66ZM85 261H87V260H85ZM104 261V260H103ZM144 261V260H143ZM141 262V261H139V263H145V262ZM198 261V260H197ZM68 262V261H67ZM76 262H75V264H76ZM96 262H97V260H96ZM108 262V263H107ZM166 262V261H165ZM175 262V261H174ZM186 263H188L189 261H185ZM191 262L192 261H190L188 264H191ZM79 264L81 263V264H83L82 262H78ZM104 264L105 263H107V264H109V261H107V258H106V260L103 262ZM147 263V262H146ZM159 263V262H158ZM157 263V264H158ZM168 263V262H167ZM167 263H165V264H167ZM176 263H177V261H176ZM175 263V264H176ZM59 264V263H58ZM62 264H64V263H62ZM74 264V263H73ZM98 264V263H97ZM135 264H138V262L137 263H135ZM149 264V263H148ZM151 264V263H150ZM162 264V263H161ZM178 264V263H177Z\"/></svg>",
  "mask_w": 264,
  "mask_h": 264
}]
</instances>
